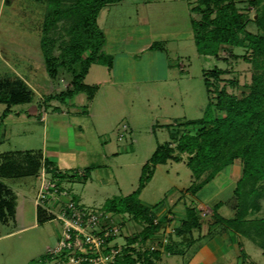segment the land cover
Returning <instances> with one entry per match:
<instances>
[{
	"label": "rangeland",
	"instance_id": "obj_1",
	"mask_svg": "<svg viewBox=\"0 0 264 264\" xmlns=\"http://www.w3.org/2000/svg\"><path fill=\"white\" fill-rule=\"evenodd\" d=\"M197 3L198 0H120L104 6L97 21L106 33L105 51L114 55L113 68L92 64L84 82L98 86L94 98L81 91L63 101L48 95L69 86L72 73L62 69L57 78L51 77L42 62L38 43V29L41 30L45 10L49 11L48 4L38 0H0V76L14 80L15 88L23 84L32 96L30 102L13 105L5 116L2 114L6 104L0 102L1 157L21 156L19 152L25 154V150H45L53 135L44 130L39 113L43 108L64 111L73 126L65 130L80 137L74 147L65 145L59 149L60 170L64 169L63 165L75 169L74 173L62 170L68 171L62 184L69 195L82 205L103 210L108 198L134 191L143 164L159 143L170 140L168 124L206 113L211 96L204 82V70L227 68L224 78H237L241 85L251 79L250 64L235 61L231 51L222 50L219 57L197 52L191 26L192 17L201 16L191 10ZM236 3L249 17L257 18L254 4L248 0H236ZM69 23L61 20L50 29L48 35L55 54L69 37ZM247 27L257 29L252 21ZM149 41H156L157 47L138 57L127 53L126 49L137 51ZM233 52L242 54L244 48L234 47ZM36 57L41 60H34ZM228 88L238 94L244 89L243 85ZM33 108L37 113L30 111ZM186 160L184 153L181 161L158 164L141 190V201L153 206L154 222H162L153 237L141 242L138 234L145 222L129 213L114 214V221L120 225L110 244L122 254L133 250L136 264H145L146 256L156 264L159 256L152 252L164 250L171 242L175 251L185 252L170 259L185 262L192 256L196 245L189 247L191 237L176 234L187 208H194L205 224L216 219L215 210L224 218L235 214L234 188L242 171L239 160L220 170L197 192L193 189L206 174L195 179ZM85 167L89 171L83 176ZM6 182L17 193L19 203L24 197L21 205L24 218L21 220L16 215L8 224L0 223V264H72L57 254L45 262L41 259L49 249L56 250L61 228L55 219L34 224L33 198L39 190V174L7 178ZM218 202L222 204L215 209ZM259 202L260 209L249 213V218L264 217V197ZM193 233L197 240L228 239L227 251L210 264H264V250L226 223L220 225L214 221L208 227L204 225L201 231L194 229ZM134 237L131 242L129 239ZM156 242L160 245L153 248ZM241 248L246 255H241ZM114 260L115 257L113 260L110 257L99 264H114Z\"/></svg>",
	"mask_w": 264,
	"mask_h": 264
},
{
	"label": "trees",
	"instance_id": "obj_2",
	"mask_svg": "<svg viewBox=\"0 0 264 264\" xmlns=\"http://www.w3.org/2000/svg\"><path fill=\"white\" fill-rule=\"evenodd\" d=\"M118 1L120 0H46L49 11L44 19L41 37L46 69L53 78H57L62 69L72 73L70 85L55 94H49V98L57 97L65 101L81 91H85L88 98H93L98 86L84 82L90 66L93 63L109 67L113 65V56L103 49L105 34L98 24V14L104 6ZM248 2L256 6L257 18L249 17L247 11L238 7L236 0H198L191 10L199 12L201 16L192 17L191 26L198 53L219 57L222 50L231 51L235 61L243 60L250 64V81L242 84L244 89L238 94L230 91L228 86L242 85L237 78H224L227 68L204 70V82L211 96L206 113L199 118L177 120L174 124H168L170 140L159 143L143 164L138 187L127 195L108 198L104 203L105 211L118 215L129 213L134 219L145 222L138 234L141 242L153 237L162 225V222H154L153 206L141 201V190L152 178L158 164L169 160L181 161L186 153V163L195 179L206 174L193 189L195 192L212 180L220 170L239 160L242 171L234 188L237 198L235 214L224 218L215 210L214 221L220 225L226 223L236 233L248 237L264 250V217H248L249 213L260 209L259 199L264 197V0ZM61 20L70 21L69 37L62 43L60 52L55 54L48 34L51 27ZM251 21L256 24L255 31L247 27ZM157 44L154 42L151 47L156 48ZM234 47L244 48V53H234ZM14 86V80L0 77V102L6 104L3 116L13 105L32 100L23 84H18L16 88ZM19 153L21 156L16 154L5 158L0 154V177L38 176L43 164L52 172L58 184L67 175V172L51 165L52 162L47 157L41 159L39 152L27 150L24 155ZM8 194L10 191L0 178L1 218L13 213V202L10 197H5ZM221 204L218 202L215 209ZM51 218L52 214L46 216L40 211L39 222ZM214 221L205 224L196 210L189 207L186 217L176 228V234H188L193 243L197 240L193 236L194 229L201 231L204 225L208 227ZM112 237L114 236L108 239ZM134 239L136 237L129 240L132 242ZM171 244L172 242L164 248L170 252H183L175 251ZM131 251L133 250L119 254L115 264H136L137 260ZM240 251L241 255L245 254L243 248ZM152 253L159 256L160 251ZM52 257L53 254L49 252L41 255L44 262ZM145 258V264H152L148 256ZM82 264L91 263L84 261Z\"/></svg>",
	"mask_w": 264,
	"mask_h": 264
},
{
	"label": "built area",
	"instance_id": "obj_3",
	"mask_svg": "<svg viewBox=\"0 0 264 264\" xmlns=\"http://www.w3.org/2000/svg\"><path fill=\"white\" fill-rule=\"evenodd\" d=\"M39 177L36 204L52 214L61 228L57 248L51 253L72 264L84 261L99 264L110 257L116 259L121 252L116 251L114 245L110 244L111 239H108L117 233V226L120 225L114 221V214L77 202L65 187L58 184L44 164ZM156 243L153 248L157 247Z\"/></svg>",
	"mask_w": 264,
	"mask_h": 264
},
{
	"label": "crops",
	"instance_id": "obj_4",
	"mask_svg": "<svg viewBox=\"0 0 264 264\" xmlns=\"http://www.w3.org/2000/svg\"><path fill=\"white\" fill-rule=\"evenodd\" d=\"M38 1L46 3V0H38ZM188 3L189 2L186 3V6H187V8L189 10L190 7H189ZM46 12L47 11L45 10L44 19H45V16H46ZM43 23H44V20H42V22H41V30L38 29V31H39V33H38V36H39L38 43H40V47H41V36H42ZM103 32H104V34H106L105 31H103ZM192 34H193V31H192ZM154 42H156V41H154ZM154 42H150L149 41L146 45H142V46L138 47L137 51H134V52H128L129 50L126 49L127 53L129 55H131V56L133 55L134 57L141 56L147 49H151L152 48L151 45ZM105 44H106V35H105V43L103 45L104 51H105V47H106ZM41 52H42V48H41ZM41 52H40V54H42V56H43V53H41ZM105 52L108 53V54H111L112 56H114L112 52H108V51H105ZM134 57H132V58H134ZM140 58H138V59H140ZM34 60H41V59H40V57H36ZM42 62L45 65L44 57H42ZM113 63H114V57H113ZM101 65H104V64H101ZM91 66H90V68H91ZM105 66H107V65H105ZM90 68H89V70H90ZM108 68L112 69L113 65L110 66V67L108 66ZM0 77L5 78L4 76H0ZM25 79H26L27 82H29L26 77H25ZM10 81H12V80H10ZM95 95H96V93H95ZM94 96H93V98H94ZM34 108H33V110L31 109L30 111L35 114L37 112H36V109H34ZM11 110H12V108H11ZM42 111L39 114H40V120L44 124V126H43L44 130L46 131V133L48 135L50 134V136L51 135H53V136H52V138L50 140V143L48 141V145L45 146L46 147L45 150H40L38 152L40 153L41 159L44 156L47 157L52 162L51 165L57 167L60 170V168H59V166L57 164L58 159L61 158L60 153H59V151H61V150H59V149H61L65 145H72L74 147V144H77V141L80 139V137H76L75 135L71 134L68 130H65V129L69 128V127H70V129H73V126L70 125V123H69L70 120L67 118L66 113L64 111H57L56 109L48 111L47 108H43ZM77 147L78 148H82L79 145ZM30 151H32V153H34L33 150H30ZM55 152H56V154H53ZM0 154H1V150H0ZM65 166H67V165H63L64 169L72 170V171L74 170L75 171V169L72 166H69V165L67 167H65ZM87 168L88 167H85V169L82 170V171H84V174H85V175L82 174L83 176L87 175L86 174V173H88L86 171ZM64 169L61 168V171L64 170ZM74 171H73V173H74ZM66 172H68V171H66ZM25 176H29V175H25ZM30 176H33V175H30ZM20 177H23V176H20ZM0 178L3 180V182L6 185V187H8V189L10 191V194L5 195V197H8V198L10 197V199L13 202V213L12 214H7L6 218H1L0 217V223L8 224L10 222V219H12V217L16 218V215L19 218L21 216L20 219L22 220L24 218V216L22 214L23 207L21 205L24 204L23 203V198L24 197L22 198V200L19 203L18 200H17V193L6 182L7 178H19V177H8V176H5V177H0ZM62 182H63V179L61 180L60 185L62 187H64ZM33 203H34V210H35L34 218L36 219L34 224H36L37 222H39V213H40V211L46 216H49V212H47L46 210H44L43 208H41L40 206H38L36 204V196L33 198ZM51 219H53V218H51ZM225 234L227 235V233H225ZM225 234H222V236L225 237L224 236ZM205 240H206L205 238H201V239L196 240L193 243H191V245H189V247L190 246L192 247V246L196 245V248L193 250L194 253L192 254V256L185 262L184 261L178 262L174 258L170 259V257L175 255V254L176 255L184 254L185 250H183V252H170V251H166L165 249L163 250V248H161L162 251H160L159 258H158L156 264H202L201 261H205L206 264H210V262L216 260L222 253L227 251V248H226V246L228 245V239L227 238H213V239L211 238V240H209V241H205ZM197 242H199V243H197ZM156 244L159 245V243H156ZM50 251H51V249L48 250V252H50ZM165 256H168V257L166 258Z\"/></svg>",
	"mask_w": 264,
	"mask_h": 264
}]
</instances>
